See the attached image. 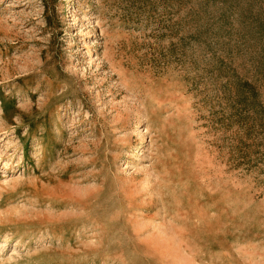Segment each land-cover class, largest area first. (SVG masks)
<instances>
[{
	"label": "rangeland",
	"instance_id": "374dc122",
	"mask_svg": "<svg viewBox=\"0 0 264 264\" xmlns=\"http://www.w3.org/2000/svg\"><path fill=\"white\" fill-rule=\"evenodd\" d=\"M0 264H264V0H0Z\"/></svg>",
	"mask_w": 264,
	"mask_h": 264
}]
</instances>
